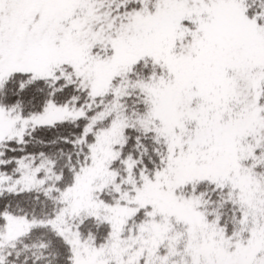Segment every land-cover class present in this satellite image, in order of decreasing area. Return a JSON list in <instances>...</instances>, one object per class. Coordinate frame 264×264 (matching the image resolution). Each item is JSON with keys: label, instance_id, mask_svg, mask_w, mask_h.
I'll list each match as a JSON object with an SVG mask.
<instances>
[{"label": "snow or ice", "instance_id": "6c2138e0", "mask_svg": "<svg viewBox=\"0 0 264 264\" xmlns=\"http://www.w3.org/2000/svg\"><path fill=\"white\" fill-rule=\"evenodd\" d=\"M0 264H264V0H0Z\"/></svg>", "mask_w": 264, "mask_h": 264}]
</instances>
